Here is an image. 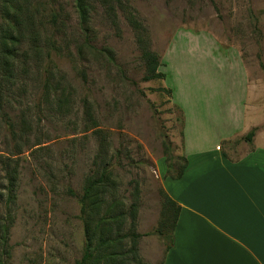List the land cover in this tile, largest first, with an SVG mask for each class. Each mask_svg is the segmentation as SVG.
Returning <instances> with one entry per match:
<instances>
[{
    "label": "rangeland",
    "instance_id": "1",
    "mask_svg": "<svg viewBox=\"0 0 264 264\" xmlns=\"http://www.w3.org/2000/svg\"><path fill=\"white\" fill-rule=\"evenodd\" d=\"M5 46L19 78L0 109V264H75L86 251L85 264H161L162 182L167 161L181 163L171 154L183 126L220 144L221 130L240 127L245 97L247 117L264 122V0H87L83 16L76 0H0ZM147 50L164 79L144 80ZM248 143L221 149L237 159ZM104 168L116 192L92 189L81 202ZM135 190L136 253L130 218H109Z\"/></svg>",
    "mask_w": 264,
    "mask_h": 264
},
{
    "label": "crops",
    "instance_id": "2",
    "mask_svg": "<svg viewBox=\"0 0 264 264\" xmlns=\"http://www.w3.org/2000/svg\"><path fill=\"white\" fill-rule=\"evenodd\" d=\"M247 100L239 103L240 127L221 130L220 144L198 124L193 131L183 126L186 166L181 177L162 182L179 213L161 264H264V122L247 117ZM257 126L248 152L230 159L222 151V144Z\"/></svg>",
    "mask_w": 264,
    "mask_h": 264
},
{
    "label": "trees",
    "instance_id": "3",
    "mask_svg": "<svg viewBox=\"0 0 264 264\" xmlns=\"http://www.w3.org/2000/svg\"><path fill=\"white\" fill-rule=\"evenodd\" d=\"M105 3L111 2V1H117L118 4H121V0H103ZM86 2L87 0H76V5L79 9V12L81 13V15H84V11H85V7H86ZM14 44V43H13ZM1 46L3 47L4 45L1 44ZM32 48H34L35 54L36 56V60L39 61L40 59V54L39 50L40 48L37 45H34ZM16 52L13 51L10 47L5 46V48H2V50L0 51V109L3 108L2 105L6 104V100L8 98H10V96L13 94L12 93V86H14L16 80L19 78V75L17 73V70H15L16 68V62H17V58H15ZM24 56H28V54L24 55ZM144 57L146 60V65H147V75L144 77V80H151V79H157V80H161L165 78V74L163 72H161L158 67H160L162 64L161 62L158 60V57L155 53L147 50L144 52ZM25 58V57H24ZM26 59V58H25ZM27 60V59H26ZM40 63V61H39ZM30 71V69H26L24 72L25 74H28ZM47 72H50V70L44 69V71H42L38 66L36 67L35 71H34V75L37 76H41L46 74ZM24 79L26 78L25 76L23 77ZM158 90L163 91L164 93H166L167 95H171V90L166 88V87H160ZM5 114V113H4ZM3 117L5 116L6 119H4L2 117L3 120L7 121V123L5 121H3L4 123H6V126H8L10 128V131H13V124L9 122V118L6 117V115H2ZM99 130V129H97ZM95 130V131H97ZM100 132L97 131V133ZM255 132V128L250 129L243 137L242 140H245L246 142H250L252 140V137L254 135ZM14 135V133H13ZM38 143H34L33 146H36ZM99 157L101 158V161L103 162V158L101 155H99ZM171 158L176 162L179 161L181 162L180 164H178L176 167L174 166V164L170 163L167 161L166 163V175L169 176L172 179H177L179 177H181L183 170L186 166V159L185 157L181 156V155H172L171 154ZM168 159V157L166 158V160ZM14 173H6L7 176V180L9 184H12L13 179H14ZM89 181V185L87 188H84L83 190V196L81 197V202H84V200L86 199V195L88 193H90V191L92 189H102L104 188L105 190H110L111 193H115L116 191L114 190V187L112 186V184L114 183L111 180V174L106 170V168H104L102 171L97 170L95 173V176L92 177L91 179H88ZM163 194V200H162V209H161V218L159 220L158 226L155 230V233L158 234V236H160V238H163L165 241V248L166 250H168V248L171 246L172 242H173V237H172V233L175 227V223L178 217V213H179V205L172 200L167 194L166 192L163 190L162 192ZM137 200H138V194L137 191L135 190L133 192V196H132V203L131 205H129V207L126 210H119L118 213H115L114 215H112L113 212H115V210L117 208H119L118 203H116V201H113V205H110L111 208V214L109 216V218L111 220H115V223L117 224H121L122 221H120L118 218V215H126L127 217L130 218V227L129 229L131 231H129L130 233L128 235L131 236V248L133 249V251L136 253V238L139 236L138 234L133 233V229L135 226V218H136V212H137ZM99 203H101V199L96 200ZM121 213V214H119ZM117 216V217H116ZM125 217V216H124ZM166 231H168L169 236L165 235ZM90 258L89 253L86 251L83 256L81 257L80 260H78L75 264H85V262Z\"/></svg>",
    "mask_w": 264,
    "mask_h": 264
}]
</instances>
